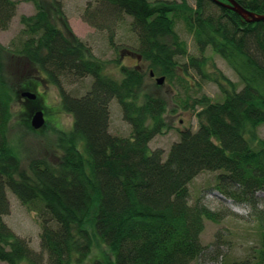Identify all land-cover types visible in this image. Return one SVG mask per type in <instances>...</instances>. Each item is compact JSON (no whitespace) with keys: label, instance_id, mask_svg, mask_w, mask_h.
<instances>
[{"label":"trees","instance_id":"16d2710c","mask_svg":"<svg viewBox=\"0 0 264 264\" xmlns=\"http://www.w3.org/2000/svg\"><path fill=\"white\" fill-rule=\"evenodd\" d=\"M32 1L36 12L20 17L18 38L7 46L0 43V261L80 264L96 241L112 255L106 264H191L206 253L201 242L205 220L222 217L201 200L190 202L189 184L204 171H220L217 188L234 203L264 207V138L257 130L264 123V20L247 21L217 0L87 1L81 17L98 30L131 18L138 43L123 51L141 57L153 75L170 80L178 64L186 73L189 65L217 84L220 101L202 94L184 102V108L195 111L197 128L179 130V140L164 154L149 143L166 131V101L144 91L143 68L115 59L120 77H111L105 72L109 61L96 57L72 32L59 0L52 4L62 27ZM236 1L264 15V0ZM17 5L16 0H0V30L9 27ZM178 23L191 34L200 57L188 54ZM108 42L116 47L114 33H108ZM208 47L234 71L241 87L218 69L204 71ZM12 56L40 69L73 116L72 128L58 135L56 162L32 158L23 166L10 147L14 89L6 64ZM186 56L189 61L179 63ZM85 77L92 80L84 94L63 89V79ZM32 81L27 79L25 87L32 88ZM111 99L130 125L128 136L109 131ZM7 189L38 215L41 251L2 220L10 212ZM262 213L257 244L232 262L218 252L222 264H264Z\"/></svg>","mask_w":264,"mask_h":264},{"label":"rangeland","instance_id":"374dc122","mask_svg":"<svg viewBox=\"0 0 264 264\" xmlns=\"http://www.w3.org/2000/svg\"><path fill=\"white\" fill-rule=\"evenodd\" d=\"M16 1H18L16 13L11 19L9 27L0 30V43L5 46L9 45L11 40L18 38L23 27L20 17L36 12V6L32 0ZM36 1L49 11L53 23L62 27V22L53 8L52 0ZM59 1L72 32L90 46L96 57L109 61L105 68L108 75L120 77L115 59H119L122 65H139L145 71L144 91L160 95L165 99L166 131L152 138L149 143L151 149L160 148L166 154L172 143L179 140V130L186 127L193 130L197 128L195 111L192 108H184L185 101L191 102L190 98L202 94L209 96L212 100L220 101L222 99L217 84L210 79L202 78L189 65L186 73L183 72L184 67L178 64L179 67L175 69V76L172 79L165 78L161 84L156 83V78L160 77V74L151 76L150 71L152 69L148 67L147 62L143 61L141 57L123 51L125 48L134 49L138 43L137 37L130 27V17L126 16L123 22L110 26L109 30H98L86 23L81 17L88 0ZM188 1L193 4L194 0ZM110 32L114 33L116 47L108 42V33ZM177 32L187 42L188 54L200 57L201 52L197 49L191 34L187 32L182 23H178ZM204 56L208 57V63L203 67L205 72L218 69L241 87L237 75L219 55L208 47ZM8 58L11 59L7 60L6 75L10 86L14 89L9 130L10 147L18 155L23 166H27L32 158H47L51 162H56L60 153L56 143L58 135L61 131H68L72 128L73 116L62 108L58 88L47 81L45 74L40 69L24 58L16 56ZM188 59V56L180 58L179 63H187ZM27 79L34 81L33 87L29 86L30 89L25 87ZM91 80V77L76 81L65 78L61 84L65 92L79 96L89 89ZM181 80H186V82L182 83ZM24 91L35 93L36 98L29 99L22 96L21 93ZM38 109L43 110L45 120L40 128L34 129L31 125V118ZM109 112L110 133L120 136L130 135V125L123 119L120 104L116 99L110 100ZM257 130L259 137L264 138V123ZM219 173L220 171H204L189 184L190 202L192 204L201 200L208 208L222 214L219 222L205 220L201 242L207 247L206 253L192 261L191 264H222L223 258L218 260L216 257L218 252L224 254L229 262L243 259L249 254L250 248L259 241L262 229L259 216H263L264 207L262 205L251 207L250 205L236 204L231 199L224 197L217 188V175ZM6 192L10 201V212L2 216V220L17 235L26 238L34 250L41 251L39 237L41 226L38 215L22 205L9 189ZM107 259H112L108 248L100 242L94 241L90 254L80 264H106L108 263ZM0 264L7 263L0 261Z\"/></svg>","mask_w":264,"mask_h":264},{"label":"water","instance_id":"95a60500","mask_svg":"<svg viewBox=\"0 0 264 264\" xmlns=\"http://www.w3.org/2000/svg\"><path fill=\"white\" fill-rule=\"evenodd\" d=\"M227 1H228V4H225V3L217 0V2H219L220 4H223V5L227 6L228 8L232 9L233 11L238 13L240 16H242V18H244L247 21L253 22V21L264 20V15L256 14L254 12L247 10L246 8L242 7L236 0H227ZM150 75L153 76V72H150ZM163 80H164L163 77H157L156 78V82L158 84H161L163 82ZM21 95L25 96L29 99H34L36 97L35 93L28 92V91L22 92ZM44 120L45 119H44L43 110L38 109L32 114L31 125L34 129H38L43 125Z\"/></svg>","mask_w":264,"mask_h":264},{"label":"flooded vegetation","instance_id":"af4514ba","mask_svg":"<svg viewBox=\"0 0 264 264\" xmlns=\"http://www.w3.org/2000/svg\"><path fill=\"white\" fill-rule=\"evenodd\" d=\"M154 76H155V75H154ZM35 98H36V97H35ZM35 98H34V99H35Z\"/></svg>","mask_w":264,"mask_h":264}]
</instances>
